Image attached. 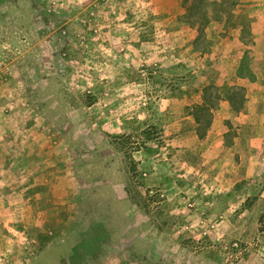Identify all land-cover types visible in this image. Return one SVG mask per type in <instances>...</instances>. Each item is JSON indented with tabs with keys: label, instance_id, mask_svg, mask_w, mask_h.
<instances>
[{
	"label": "rangeland",
	"instance_id": "1",
	"mask_svg": "<svg viewBox=\"0 0 264 264\" xmlns=\"http://www.w3.org/2000/svg\"><path fill=\"white\" fill-rule=\"evenodd\" d=\"M261 24L264 0H0V123L42 129L65 172L46 219L27 174L0 183L21 207L0 264H264V132L238 78Z\"/></svg>",
	"mask_w": 264,
	"mask_h": 264
},
{
	"label": "crops",
	"instance_id": "2",
	"mask_svg": "<svg viewBox=\"0 0 264 264\" xmlns=\"http://www.w3.org/2000/svg\"><path fill=\"white\" fill-rule=\"evenodd\" d=\"M259 23H262L261 19H257ZM264 25V24H263ZM261 24V29L258 30L255 33L254 40L252 41V46L249 45V49H247V53H252L254 57H252V61H249L248 65L246 64L245 67H241L242 69H249L248 74L244 75L243 77L239 76L238 78L243 82L244 85L248 86V94L246 95L248 97L249 106L251 107L249 113L250 115H253L256 120L252 121L249 125L252 126V129L255 128L256 133L258 132H264V28ZM235 40H238L239 38H235ZM227 43V42H226ZM243 44V42H241ZM243 45H240V48L234 52V53H240L235 60L237 64V71L240 69L241 64L243 63L244 55H241V52L246 50H242ZM241 49V50H240ZM232 51V50H231ZM230 52V50L228 51ZM246 52V51H244ZM231 54H229L230 56ZM235 55V54H233ZM232 55V56H233ZM225 56V54H223ZM222 57V56H221ZM231 57V56H230ZM231 59V58H230ZM228 59V60H230ZM254 64H260L263 66L262 68L258 69ZM236 71V72H237ZM238 75V74H237ZM8 116V115H6ZM7 118V117H5ZM7 126V127H6ZM8 125L5 123H0V183H2L4 180H10L16 177L18 175L19 177L22 175H19V169L20 172H24L27 179L24 178V180H27V183L32 187V195L36 198V205L31 204L30 206L28 203L31 201V196L28 194L26 197V204H25V210L28 212H39L40 217H46L52 213L53 211H59L63 210L62 206L59 208L57 206V209L54 207L53 204H50V196H56V195H62L65 191L62 190L63 186V180L62 176L65 174L64 169L57 172L58 164L60 161H55L53 164L55 157V153L52 150L53 145L50 143L49 139L46 135L43 134L42 129L34 127V125H31L30 128L27 130V139L25 141H22V143L19 142L18 139H14L13 136L9 134L8 131ZM15 142V146L12 145V142ZM29 143L26 148L27 151H24V155H29L28 161L32 160V165L27 166L28 162L25 163V165H17L16 168H12V165L14 166L15 163H17V158H14V153L12 154V151H14V147L23 145L25 142ZM8 142V143H7ZM19 142V143H16ZM8 145L10 148L9 151H6L5 148ZM3 148V149H1ZM11 152V153H10ZM8 154V155H7ZM52 161V162H51ZM22 167L24 170H22ZM56 170V171H55ZM63 172V173H62ZM53 185V190L52 186ZM26 188H30L27 186ZM68 194V193H67ZM11 194L3 193L2 194V200L5 199V196H8L9 199ZM60 195V196H61ZM58 196V197H60ZM5 204L4 202L0 201V205ZM6 205V206H5ZM3 208L0 209V212H3V210H6L5 208H9V212H16L17 210L21 209L20 206H8V203H6ZM18 207V208H16ZM36 214V213H35ZM34 214V215H35ZM44 219V220H45ZM5 222L2 220L0 221V227L3 226ZM35 221L33 219L29 218L28 216H25L23 219V226L27 229V231H24V233L27 235V239L32 241L35 239L33 236V232H31L32 228H35L34 225ZM41 227V225H39ZM38 228V227H37ZM5 236V235H4Z\"/></svg>",
	"mask_w": 264,
	"mask_h": 264
},
{
	"label": "trees",
	"instance_id": "3",
	"mask_svg": "<svg viewBox=\"0 0 264 264\" xmlns=\"http://www.w3.org/2000/svg\"><path fill=\"white\" fill-rule=\"evenodd\" d=\"M134 171H137V169L135 168V169H133ZM129 192V194H130V191H128ZM262 230L264 231V227L262 228Z\"/></svg>",
	"mask_w": 264,
	"mask_h": 264
}]
</instances>
